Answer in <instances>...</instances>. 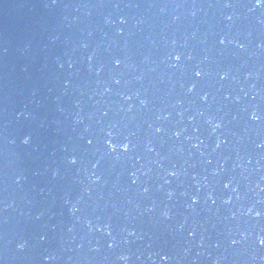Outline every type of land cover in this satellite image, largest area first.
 Masks as SVG:
<instances>
[{
    "label": "water",
    "instance_id": "obj_1",
    "mask_svg": "<svg viewBox=\"0 0 264 264\" xmlns=\"http://www.w3.org/2000/svg\"><path fill=\"white\" fill-rule=\"evenodd\" d=\"M262 240L264 4L0 0V264H264Z\"/></svg>",
    "mask_w": 264,
    "mask_h": 264
},
{
    "label": "snow or ice",
    "instance_id": "obj_2",
    "mask_svg": "<svg viewBox=\"0 0 264 264\" xmlns=\"http://www.w3.org/2000/svg\"><path fill=\"white\" fill-rule=\"evenodd\" d=\"M257 3H258V4H264V0H257ZM176 59L179 60L180 57H176ZM196 75H197V73H196ZM201 75H202V73H199V75H197V76L199 77V76H201ZM191 90H192V89H191ZM255 118H256V117L253 116V119H255ZM216 127L218 128V127H220V125L217 124ZM159 131H161V130L159 129ZM109 135H111V133H110ZM177 135H179V133H177ZM127 145H128V144H127ZM122 146H123V145H122ZM112 150L115 151V147H113ZM128 150H129V145L127 146V148L124 149V151L127 152ZM171 174H172V175H175V173H171ZM193 203H198V200H194ZM258 215H259V214H258ZM134 234H135V233H133V235H134ZM234 243H235V241H234ZM260 243H261L262 245H264V240H262Z\"/></svg>",
    "mask_w": 264,
    "mask_h": 264
},
{
    "label": "clouds",
    "instance_id": "obj_3",
    "mask_svg": "<svg viewBox=\"0 0 264 264\" xmlns=\"http://www.w3.org/2000/svg\"><path fill=\"white\" fill-rule=\"evenodd\" d=\"M229 19H231V17H229ZM221 43H223V41H221ZM177 57H179V56H177ZM199 73L200 72H197V75H199ZM189 91H191V89H189ZM157 131H159V129H157ZM111 148H113V147H115V146H111V145H109ZM127 144H124L122 147H123V150L125 149V148H127ZM259 213H257V215H258ZM122 259H127L126 257H122Z\"/></svg>",
    "mask_w": 264,
    "mask_h": 264
}]
</instances>
